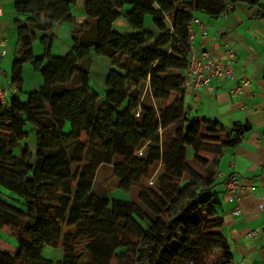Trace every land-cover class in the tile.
Returning a JSON list of instances; mask_svg holds the SVG:
<instances>
[{
	"label": "trees",
	"instance_id": "16d2710c",
	"mask_svg": "<svg viewBox=\"0 0 264 264\" xmlns=\"http://www.w3.org/2000/svg\"><path fill=\"white\" fill-rule=\"evenodd\" d=\"M240 2L264 16L261 0L15 1L17 40H30L15 54L14 92L0 105V185L15 196L0 197V234L7 227L15 241L12 252L0 250V264H233L225 234L213 228L222 223L216 167L248 126L199 123L184 92L195 13L219 16ZM121 17L128 31L114 29ZM56 22L74 24L63 57L50 56ZM36 32L46 63L33 53ZM92 53L111 63L102 98L90 87ZM25 63L41 79L23 99ZM202 124L230 137L205 142ZM190 159L202 175L189 176ZM102 165L116 188L136 186L139 199L110 200L97 190ZM45 247L59 248L60 259L45 258Z\"/></svg>",
	"mask_w": 264,
	"mask_h": 264
},
{
	"label": "crops",
	"instance_id": "0c3cea01",
	"mask_svg": "<svg viewBox=\"0 0 264 264\" xmlns=\"http://www.w3.org/2000/svg\"><path fill=\"white\" fill-rule=\"evenodd\" d=\"M15 1L0 0V87L10 85L15 54L21 52L25 42L30 40L29 34L17 40ZM261 3L264 5V0ZM78 12L76 21L79 22L85 16L78 15ZM148 18L146 24L151 28ZM195 18L201 24H192L190 28L193 51L197 54L206 51L213 60L223 61V50L226 46L230 47L234 51L235 76L250 81L240 93L233 92L234 82L226 78L213 79L207 88L198 91L185 87L184 106L188 115L199 123L203 119L218 121L225 131L248 126L237 144L225 147L218 156L217 178L222 183L217 189L221 198L219 215L222 223L213 228L225 234L233 254V263L264 264V139L260 138L264 133V16L258 17L254 7L240 2L227 5L219 16L211 17L197 12ZM116 26L119 31L129 30L123 18L116 20ZM69 30L70 27L63 29L62 26L59 31H51L53 41L57 33L62 36L63 31L69 34ZM64 40L67 46L69 40ZM53 41L51 49L55 46ZM36 46L34 44V48ZM27 66H22V91L24 78H30ZM30 83L36 87L39 77L32 75ZM201 131L202 138L213 136L216 139H203L211 144H219L230 137L226 132L204 124ZM187 152L189 156V149ZM230 163L233 168L229 166ZM230 173H234L243 183L240 213L232 212L235 204L225 194L223 177Z\"/></svg>",
	"mask_w": 264,
	"mask_h": 264
},
{
	"label": "rangeland",
	"instance_id": "374dc122",
	"mask_svg": "<svg viewBox=\"0 0 264 264\" xmlns=\"http://www.w3.org/2000/svg\"><path fill=\"white\" fill-rule=\"evenodd\" d=\"M79 5L77 6V8L75 9V14H77L76 12H78V10H80ZM79 13V12H78ZM83 14V11H81L78 15ZM148 16V15H147ZM122 18V17H121ZM71 25H72V29H71ZM63 26V29L67 27H70L69 30V34H66V31H63L61 35H59L57 33V35L54 36V40H55V46L51 49V53L50 56L52 57H63L65 56L68 51L70 50V47L72 45V30H73V26L74 24L72 22H56L53 24L52 29L50 30V33L52 34V32L54 33V31L57 29L59 31V29ZM114 27V26H113ZM114 29L119 31V28L116 26L114 27ZM52 31V32H51ZM123 32V31H120ZM49 34V33H48ZM56 34V33H55ZM39 33L36 32V37L33 39L32 41V48H33V53L36 57L39 58H43L44 62H47V56L44 57L45 54V49L44 46L41 44L40 39H39ZM64 38L67 40H69V43L67 44V46L64 44L66 41L64 40ZM34 44H36L37 46L34 48ZM26 65H28L27 67L29 68L28 71V75L30 78H24V86L23 87V91L21 93V97L23 99L26 98V94L28 93V91L34 90L35 88H38V84H36V87H34V85H32L31 82V78L32 75L36 74L37 77L40 78V73L39 71L35 70L33 65L29 64V63H25ZM111 68V63H110V59L108 57H106L105 55H97L95 53H92L91 55V61H90V65H89V76H90V87L93 88L99 95L100 98H102L105 88H106V77H107V73L109 71V69ZM68 124V123H67ZM31 125H27V128L29 130ZM69 126V124H68ZM32 131L28 132V141L27 144L29 145V148L32 150V152H34V143L32 141H30V137L32 136ZM203 139H207L209 141H215L216 139L211 136V137H207L204 136ZM190 152V156L189 158L192 156V151L191 149H189ZM205 157H207L208 159L211 158L210 155H206L203 154ZM74 168L76 167L75 165L73 166ZM187 173L189 174V176H193V177H197L199 175H202L204 173L203 167L199 164V163H195L193 162V159H190L188 161V167H187ZM116 178L113 175V170L110 166H105L102 165L97 173H96V178H95V182H94V186L97 190H108V195L110 200H114V199H123V200H138L139 199V191L138 188L136 186H133L132 188H130V190H123L120 188H116ZM0 197L5 198L6 200H8L9 202H13L11 201V199L15 198L14 195H12L4 186L0 185ZM5 233V234H3ZM0 234V250L5 251V252H12L14 249V245H15V241L13 240V238L11 237L10 234V229L5 227L4 228V232ZM61 251L59 250V248L54 249L53 247H45L43 249V256H45V258H51L52 260H58L60 259L59 257ZM111 264H116L115 262H112Z\"/></svg>",
	"mask_w": 264,
	"mask_h": 264
},
{
	"label": "built area",
	"instance_id": "2783aa9c",
	"mask_svg": "<svg viewBox=\"0 0 264 264\" xmlns=\"http://www.w3.org/2000/svg\"><path fill=\"white\" fill-rule=\"evenodd\" d=\"M192 23L201 24L199 19L193 18ZM2 43V42H0ZM4 53V51H3ZM225 57L224 61H216L206 51L195 53L191 50L189 54V62L185 73V86L191 91L207 88L209 83L216 78H226L234 82V92L240 93L244 87L249 84V80L245 78H237L233 72V50L226 46L223 50ZM14 92L12 85L8 87H0V105L5 104L7 93ZM264 139V133L261 135ZM150 184L152 181L150 180ZM243 183L239 177L230 175L225 181V194L229 201H232L235 206L232 212L240 213V202L242 198ZM239 264V263H233Z\"/></svg>",
	"mask_w": 264,
	"mask_h": 264
},
{
	"label": "bare ground",
	"instance_id": "6f19581e",
	"mask_svg": "<svg viewBox=\"0 0 264 264\" xmlns=\"http://www.w3.org/2000/svg\"><path fill=\"white\" fill-rule=\"evenodd\" d=\"M192 24H195V23H192L191 22V26H192ZM200 25V24H199ZM191 48V47H190ZM191 50H193L192 48L190 49V52H191ZM190 52H189V54H190ZM233 57H234V51H233ZM224 60H225V57H224ZM223 60V61H224ZM232 61H234L233 60V58H232ZM187 70V69H186ZM234 72V71H233ZM185 73H186V71H185ZM235 75V74H234ZM236 77V76H235ZM249 80V79H248ZM250 82V81H249ZM186 87V86H185ZM233 92H234V88H233ZM262 135V134H261ZM261 135H260V138H261ZM229 166L231 167V168H233V164L232 163H230L229 164ZM230 175H235V174H230ZM230 175H228V176H230ZM228 176H226L225 178H224V181H223V183H224V186H225V181H226V178L228 177ZM236 176V175H235ZM237 177V176H236ZM150 180L152 181V183H153V178H150L149 180H148V183L150 184Z\"/></svg>",
	"mask_w": 264,
	"mask_h": 264
}]
</instances>
